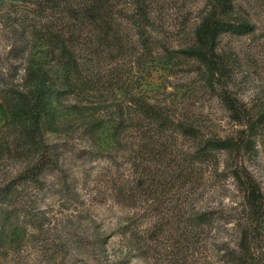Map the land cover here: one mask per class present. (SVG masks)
<instances>
[{
	"label": "rangeland",
	"instance_id": "374dc122",
	"mask_svg": "<svg viewBox=\"0 0 264 264\" xmlns=\"http://www.w3.org/2000/svg\"><path fill=\"white\" fill-rule=\"evenodd\" d=\"M113 1L110 43L102 44L100 25L77 15L83 0H0V136L16 124L31 126L34 110L27 109L7 125L13 116L3 105L1 89L26 88V69L36 62L56 90L47 99V114L39 119L41 141L60 143L66 150L61 172L46 173L37 181H20L18 174L35 163L41 141L26 156L13 145L11 155L0 157V192L13 184L20 193L9 207L17 209L18 217L3 236L0 264H264V205L260 219L248 217L246 188L234 173L239 167L250 174L264 198V134L253 138L251 150L220 151L217 166L199 165L195 205L214 213L213 225L195 227L179 218L161 230L144 226L141 233L155 246L129 260L123 255L127 241L113 235L110 217L132 184L126 178L130 166L121 156L118 164L109 157L110 120L119 105L125 115L137 117L139 104L148 103L173 119L195 123L205 136L222 137L245 128L230 120L223 91L254 118L264 112V0H233L256 29L221 36L218 52L232 51L235 57L231 71L215 76L185 53L209 0H148L150 19L142 34L128 18L133 0ZM71 7L76 10L69 12ZM75 28L81 34L70 39L76 69L68 72L57 51L32 32ZM179 141L192 145L187 138ZM59 177L73 183L68 195L61 193ZM0 208H6L2 201ZM98 232H104L100 246Z\"/></svg>",
	"mask_w": 264,
	"mask_h": 264
},
{
	"label": "trees",
	"instance_id": "16d2710c",
	"mask_svg": "<svg viewBox=\"0 0 264 264\" xmlns=\"http://www.w3.org/2000/svg\"><path fill=\"white\" fill-rule=\"evenodd\" d=\"M132 5L134 8L128 18L137 32L142 34L150 19L151 3L148 0H133ZM114 6L113 0H83L78 10L71 7L69 12L76 10L82 19L86 17L91 23L97 22L96 25L104 30L99 34L100 42L109 44V30L113 27L114 20L111 12ZM255 29L252 18L240 13L233 0H209L194 29V40L185 53L201 62L212 76L218 75V71L227 73L231 71L230 61L235 55L232 51L218 52L221 36H243L254 33ZM37 31L32 32V35L41 37L53 52L57 51L62 66L68 72H73L76 69L75 48L70 44V39L73 36L75 41L79 38L81 34L78 30L75 28L70 32L60 33ZM26 79L27 86L24 89L13 86L1 89L3 105L14 119H9L7 125L15 122L21 109L34 110V116L31 126L21 128L16 124L2 133L0 157L11 155L13 145L21 151V156H26L33 147H37L36 142L41 141L39 119L44 113L47 114L44 111L47 99L56 90L47 70L36 62L27 67ZM223 92L222 100L230 120L245 127L236 130L235 135L225 137L205 136L201 127L195 123L181 117L173 119L148 103L139 104L137 117L125 115L120 105L116 109L115 117L110 120V162L118 164L121 156L122 162H127L130 166L126 178L132 184L126 193H122L121 207L111 210L113 216L110 217V225L113 235L119 234L127 241L123 251L125 259L143 257L153 250L154 242H148L146 234L141 233L144 226L161 230L162 225L172 227L179 218L195 227L215 223L216 218L211 210L200 209L195 205L199 194V182L196 179L201 177L197 176L201 172L199 165L211 163L217 166L220 151L231 154L234 151L239 153L242 149L251 150L253 138L264 134V112L254 118L251 111L229 95L228 91ZM181 137L189 139L192 145L185 146L179 141ZM37 152L39 155L35 163L23 167L19 172L20 181H37L46 173L57 170L61 172L59 163L66 153L62 144L42 142ZM234 173L246 188L248 217L254 221L260 219L263 215L264 198L258 183L250 174H242L239 167ZM59 181L62 182L61 193L68 195L73 189V183H68L67 177H59ZM14 186L10 184L0 192V201L6 205V208H0V247L4 245L3 236L7 234L8 225L14 217H18L17 209L9 208L20 196ZM103 238L104 232H98L96 244L100 246L104 242ZM121 263L122 261L116 260L113 262Z\"/></svg>",
	"mask_w": 264,
	"mask_h": 264
}]
</instances>
